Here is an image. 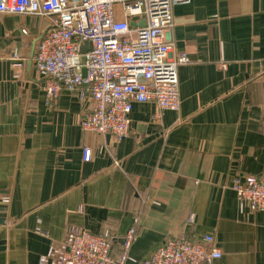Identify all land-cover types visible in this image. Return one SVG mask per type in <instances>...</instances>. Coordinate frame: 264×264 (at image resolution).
Here are the masks:
<instances>
[{"label":"crops","instance_id":"0c3cea01","mask_svg":"<svg viewBox=\"0 0 264 264\" xmlns=\"http://www.w3.org/2000/svg\"><path fill=\"white\" fill-rule=\"evenodd\" d=\"M172 17V51L189 58L179 108L155 120L152 102H134L116 140L81 128L88 96L46 101L33 63L46 18L0 12V264H38L72 229L107 232L118 258L136 219L137 261L211 233L213 264H264V210L230 187L264 177V0H190Z\"/></svg>","mask_w":264,"mask_h":264},{"label":"built area","instance_id":"2783aa9c","mask_svg":"<svg viewBox=\"0 0 264 264\" xmlns=\"http://www.w3.org/2000/svg\"><path fill=\"white\" fill-rule=\"evenodd\" d=\"M189 1L0 0V12L46 18L33 54L46 101L54 102L62 89L76 92L80 100L88 96L92 106L83 114L81 128L121 140L131 132L134 102H152L155 120L179 108L177 67L189 58L172 51V8ZM91 153L83 147L82 159L90 160ZM230 187L250 210H264V177L236 175ZM136 221L121 238L118 258L107 232L72 229L38 264H213L221 256L208 233L200 239L169 237L137 261L129 254Z\"/></svg>","mask_w":264,"mask_h":264},{"label":"rangeland","instance_id":"374dc122","mask_svg":"<svg viewBox=\"0 0 264 264\" xmlns=\"http://www.w3.org/2000/svg\"><path fill=\"white\" fill-rule=\"evenodd\" d=\"M87 46H88L87 44L82 45V49L83 50L87 49Z\"/></svg>","mask_w":264,"mask_h":264},{"label":"water","instance_id":"95a60500","mask_svg":"<svg viewBox=\"0 0 264 264\" xmlns=\"http://www.w3.org/2000/svg\"><path fill=\"white\" fill-rule=\"evenodd\" d=\"M131 24H133V23H131ZM144 23L143 22H141V25H143Z\"/></svg>","mask_w":264,"mask_h":264}]
</instances>
